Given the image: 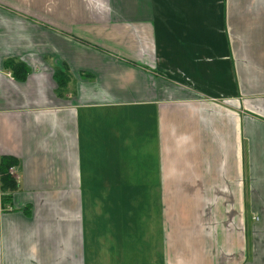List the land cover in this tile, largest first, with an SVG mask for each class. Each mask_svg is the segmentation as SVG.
<instances>
[{"label": "crops", "instance_id": "0c3cea01", "mask_svg": "<svg viewBox=\"0 0 264 264\" xmlns=\"http://www.w3.org/2000/svg\"><path fill=\"white\" fill-rule=\"evenodd\" d=\"M0 156V264H264V0H0Z\"/></svg>", "mask_w": 264, "mask_h": 264}, {"label": "trees", "instance_id": "16d2710c", "mask_svg": "<svg viewBox=\"0 0 264 264\" xmlns=\"http://www.w3.org/2000/svg\"><path fill=\"white\" fill-rule=\"evenodd\" d=\"M16 164V161L10 157L0 156V209L4 210L8 208L10 192L15 190V182L8 173V169L12 168Z\"/></svg>", "mask_w": 264, "mask_h": 264}, {"label": "rangeland", "instance_id": "374dc122", "mask_svg": "<svg viewBox=\"0 0 264 264\" xmlns=\"http://www.w3.org/2000/svg\"><path fill=\"white\" fill-rule=\"evenodd\" d=\"M150 206H151V202H150ZM150 246H151V243H150ZM111 253V252H110ZM113 253H114V251H113ZM150 259H151V263L150 264H158L157 262H158V259H156V258H154V257H151L150 256ZM127 262V261H126ZM125 262V263H126Z\"/></svg>", "mask_w": 264, "mask_h": 264}, {"label": "built area", "instance_id": "2783aa9c", "mask_svg": "<svg viewBox=\"0 0 264 264\" xmlns=\"http://www.w3.org/2000/svg\"><path fill=\"white\" fill-rule=\"evenodd\" d=\"M11 172V168L10 169H8V173H10Z\"/></svg>", "mask_w": 264, "mask_h": 264}]
</instances>
